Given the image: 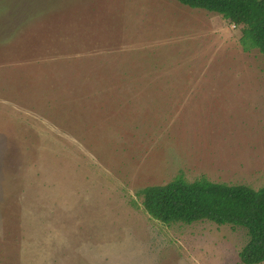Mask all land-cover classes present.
I'll return each instance as SVG.
<instances>
[{
	"label": "rangeland",
	"instance_id": "374dc122",
	"mask_svg": "<svg viewBox=\"0 0 264 264\" xmlns=\"http://www.w3.org/2000/svg\"><path fill=\"white\" fill-rule=\"evenodd\" d=\"M241 36L176 0H0V264H240L244 228L163 224L141 191L264 187Z\"/></svg>",
	"mask_w": 264,
	"mask_h": 264
},
{
	"label": "trees",
	"instance_id": "16d2710c",
	"mask_svg": "<svg viewBox=\"0 0 264 264\" xmlns=\"http://www.w3.org/2000/svg\"><path fill=\"white\" fill-rule=\"evenodd\" d=\"M180 4L221 15L241 27V45L257 48L264 58V0H176ZM142 204L155 220L193 224L209 221L244 228L248 241L238 253L240 264L264 262V187L228 185L205 178L189 182L182 176L141 191Z\"/></svg>",
	"mask_w": 264,
	"mask_h": 264
}]
</instances>
